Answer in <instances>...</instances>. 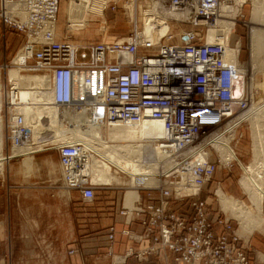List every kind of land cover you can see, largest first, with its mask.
Masks as SVG:
<instances>
[{
    "label": "built area",
    "instance_id": "1",
    "mask_svg": "<svg viewBox=\"0 0 264 264\" xmlns=\"http://www.w3.org/2000/svg\"><path fill=\"white\" fill-rule=\"evenodd\" d=\"M14 1L17 0H0V22L6 31L22 34L24 41L14 56L20 55L19 60L3 62L0 71L4 73L15 66L23 72L46 75L52 86V102L61 109L65 123L68 118L64 112L70 110L71 114L86 112L87 122L92 125L152 120L164 127L166 137L160 146L171 153L170 165L157 175V185L138 186L140 196L156 193L157 199L143 202L139 196L136 207L123 208V213H135L145 226L142 234L132 237L129 229H124L123 234L137 241L150 238L151 243L139 250L130 249L126 255L146 260L162 252L168 259L170 252L174 264H264V258L260 262L250 258L233 218L216 210L203 197L218 163L212 159L215 150L200 143L226 130L228 120L252 100L244 89L247 81L242 82L238 96L232 90L234 79L227 76L225 69L235 70L236 63L224 60V34L218 33L214 43L207 41L208 30L220 16L221 4L230 5L233 0H127L159 2L163 15L170 14L166 20L171 24L169 33L162 41L154 42L133 27L122 40L96 43L57 39L61 0H21L25 20L8 14V4ZM174 25L180 29H174ZM186 25L191 28L185 30ZM10 94L18 98V88L0 81V158L4 163L0 176L21 156L15 155L16 149L39 147L33 140L32 126L9 102ZM239 138L233 137L231 142ZM53 148L59 155L66 189L78 191L83 201L92 202L96 189L108 188L93 182L87 172L93 158L97 159V137L93 144L85 139H67ZM218 158L221 163L219 155ZM186 200H190V214L180 212L176 206ZM115 234L111 226L110 240L115 239Z\"/></svg>",
    "mask_w": 264,
    "mask_h": 264
},
{
    "label": "bare ground",
    "instance_id": "2",
    "mask_svg": "<svg viewBox=\"0 0 264 264\" xmlns=\"http://www.w3.org/2000/svg\"><path fill=\"white\" fill-rule=\"evenodd\" d=\"M246 1L247 0H233V4H221L220 16L216 20L215 26L208 30L207 41L209 43H214L218 33L224 34V42L227 44L224 60L227 64L236 63L235 70L231 68L225 69V71L229 70L235 75L232 90H234V94L238 96V93L241 92L240 90L243 89L242 82L244 81L245 84L247 81L244 89L248 90L252 100L245 109L239 111L228 120L225 126L226 130L204 138L200 144L209 145L214 149L219 154L221 163L227 164L228 166L233 161H237L238 164L242 166L245 175L241 183H243V187L248 192L252 204L259 210L260 214L263 215L264 104L258 105L255 109H253V107L257 105L255 94L260 92V87L255 85L256 75L262 73L264 70V0L255 1L256 3H254L253 6L254 10H252L249 36L250 42H248L250 43L251 57L247 67L241 66L243 64L240 61L242 46L240 45V41L236 43L232 42V36L235 33L237 25V16L243 14L242 8L246 4ZM99 3V0H70L66 9V14L69 19V28L72 30H81L87 26L89 24L88 17L86 16L87 13L103 16L106 4L99 5ZM126 6L133 8L130 13L131 20L135 23L134 27H137L135 30L144 38L159 42L163 40V36L169 33L171 24L166 20L170 14L167 12L168 16L163 15L160 11L159 2H149L146 7H141V25H139L138 20L137 3L129 2ZM7 12L10 15L20 16L22 20H25L27 17L24 3L21 0L9 3ZM171 15L173 14L171 13ZM56 34L57 39L62 40L59 38L58 34V22ZM67 39L72 42L70 36H67ZM19 57L20 55H18L16 59L14 57V62H17ZM10 67L4 72L6 73V79L4 80L2 75L3 72L0 71L1 84L10 82L11 85L18 88V98L10 94L8 100L12 104H15L14 111L23 115L26 124L32 126L33 140L38 143L39 146L37 149H27L25 147L16 149L15 155L22 156L29 153L34 154L37 150L46 149V144L52 143L53 145H58L60 142L66 141L67 139L76 140L73 139V137L70 138V135L79 136L76 138L85 139L88 144H93L94 137H97V159L93 158L87 169L93 182L103 185H106L104 183L111 184L114 180V176L111 174V165H113L132 174L133 182H135L134 188L137 190L140 183L145 186H155L158 184L159 179L157 175L161 173L162 169H167L171 155L169 151L164 150L160 146L161 139L166 137L164 127L160 122L151 120L140 124L97 123V125H92L87 122L89 118L87 117L88 115L85 114L86 112L80 111L71 114L70 110H66L64 113L68 118V122L65 123L61 120V109L52 102L53 92L48 77L44 74L23 72L18 67ZM12 79L17 80L18 84ZM255 115L259 116V118L253 119L254 122H261L263 130L258 131V124H256V132H254L253 140L254 158L250 164L246 165L237 156L235 149L231 145V140L233 137L236 138L237 130L243 122H245L247 118H251ZM45 117H47L48 120L44 121ZM119 126H125V128H120ZM50 128L55 131L57 129V137L63 138L64 135V138L52 141L56 137L55 131L53 130L49 131L51 132V134L49 133L50 135L47 134V137H44L45 131ZM240 134L243 135V133ZM226 136L232 138L229 140ZM108 137L111 141H123L125 143L111 144L105 142ZM134 141H141L144 143H131ZM154 145L156 147H154ZM207 152L210 153L209 150ZM2 165H4L3 158H0V166L2 167ZM152 167H155L153 171L151 170ZM141 173H144V175H141ZM92 175L95 176V178L97 177L99 182L101 181L104 183H98V181L94 180ZM222 189V187H219L215 191L218 196L221 210L229 217L238 221L239 235L242 236L241 234L248 232L247 230L249 229L250 232L255 229H263L264 231V218L258 219L243 201L237 200L233 195L228 196Z\"/></svg>",
    "mask_w": 264,
    "mask_h": 264
},
{
    "label": "crops",
    "instance_id": "3",
    "mask_svg": "<svg viewBox=\"0 0 264 264\" xmlns=\"http://www.w3.org/2000/svg\"><path fill=\"white\" fill-rule=\"evenodd\" d=\"M143 6H147V2L137 3L138 12ZM91 15L93 13L86 15L89 17L87 26L81 30H72L68 27L69 19L65 11V16L61 17L62 23L66 21V25L63 26V30L60 28L61 32L58 30L59 38L68 40L67 36H70L72 40L84 39L87 42L95 39L96 26L88 29L90 22L93 21ZM84 30H88L86 32L90 35L81 32ZM10 31L11 38L17 35L23 37L14 30ZM39 153L22 155L18 163H10L7 167L9 174H15L11 175L13 179L10 176L8 181L5 177L0 178V264H117L120 261H124L125 264H174L173 254L170 252L168 259L162 252L151 254L146 260L126 255L130 249L139 250L147 247L151 239L137 241L132 238L134 234L144 233L145 226L137 219L135 213H123V208H134L139 204L140 197L143 202L156 200V193L151 197H145V193L140 196L133 184L126 190L124 199L121 195L115 197L110 191L96 192L95 203L87 210L81 194L78 196L74 192H69L70 195L66 194L64 198L62 193L52 191L51 187L47 186L45 188L39 186L35 191L27 192L26 185L32 182L29 176L35 168L37 169V162L39 161L38 164L42 166L40 161H43L44 156ZM39 178L42 180V177ZM41 182L38 179L36 183ZM55 200H61V203L58 204ZM23 201L28 203L24 202L26 205H23ZM176 206L182 213L192 212L190 200L177 202ZM111 226L116 229L114 240L109 238ZM124 229H129L132 237L123 234ZM241 235L250 258L262 261L264 234Z\"/></svg>",
    "mask_w": 264,
    "mask_h": 264
},
{
    "label": "rangeland",
    "instance_id": "4",
    "mask_svg": "<svg viewBox=\"0 0 264 264\" xmlns=\"http://www.w3.org/2000/svg\"><path fill=\"white\" fill-rule=\"evenodd\" d=\"M69 1L70 0H61L60 17H59V25H58V30L60 32H61V29L63 30V28L66 25V21L64 24L62 23L61 15L65 16V11L67 9ZM99 1H100L99 5L106 4V8L104 9V15L103 16L98 15V14L91 15L90 18L93 19V21H91L90 22L91 25L88 26L89 30L94 25L96 26L95 31L97 32V37L95 39H92L91 41H88V42L85 41L84 39H77V40L73 39L72 40L73 43H82V42L83 43H85V42L91 43V42H96V41L97 42H100V41L111 42V41H114L117 39L119 40V39L125 38L132 33L135 23L131 20L130 13L132 12L133 8L130 6L129 7L126 6V5H128L127 0H122V1L115 0V2L113 0H99ZM253 1L247 0L246 4L242 8L243 14L237 16V25H236L235 33L232 36V42L233 43L240 41V45H242L241 46V53H240V61L243 64L241 66H245V67L248 66L247 64H248L249 59L251 57L250 43H248V42H250L249 36H250V29H251L250 25H251L252 13H253L252 10H254L253 6H254V3L257 2V0H253ZM143 7H146V6H143ZM137 9H138V7H137ZM88 14H90V13H87L86 15H88ZM141 16H142V13L140 14V12H138L139 25H141V21H142V18H140ZM88 19H89V17H88ZM68 27H69V25H68ZM185 27H186L185 30L191 28L190 25H186ZM174 29L179 30L180 27H177L174 25ZM86 31H88V30H84L81 32L89 34V32H86ZM10 32H11L10 30L6 31L4 28V25L2 23H0V64H2L3 62H9L10 60H12L14 58L18 48L21 46V43L23 42L24 36L22 34L21 35L23 37H20L17 35L14 38H11L12 34H10ZM72 32H77V31H72ZM91 32H93V31H91ZM81 34H83V33H81ZM62 36L63 37L65 36V32L63 33ZM115 36L116 37L118 36V37L116 38ZM60 39H62V38H60ZM177 41H178V39H176L172 42H177ZM15 59H16V57H15ZM10 68H16V67L12 66ZM249 73H250V71H249ZM32 74H40V73H32ZM2 75H3V80L6 79V73H2ZM9 77H10V74H9ZM13 81H15V83L18 84L17 80H13ZM255 82H256L255 85L256 86L258 85L260 87V89H259L260 92L258 94L257 93L255 94V100L257 102V105H254L253 109L257 108L258 105L264 104V70L262 71V73H258L256 75V81ZM261 82H262V84H261ZM258 118H259V116H257V115H255L251 118H247L245 120V122H243V124L237 130L236 139L239 138L240 133H243V137L239 138L238 142L235 141V142L231 143V145L235 149L239 159L242 160V162H244V164H246V165L250 164L254 158V141L253 140H254V132H256V124H258V127H257L258 131L263 130L261 122L259 123L257 120H256L257 122H254V120H253V119H258ZM75 123H77V122H75ZM75 123H74V125H75ZM119 127L125 128V126H123V127L119 126ZM231 128H232V126H231ZM50 130H53V129L50 128V129L46 130L44 137H47V134L48 135L51 134V132H49ZM53 131H55V130H53ZM55 136H56L55 139H53L52 141H57V140L64 138V135H63V138L62 137L59 138V136L57 137V129L55 131ZM69 137L70 138L73 137V139H76V140L79 139V138H76V137H79L76 135L75 136L70 135ZM226 137L229 138V140L232 138V137L230 138L229 136H226ZM105 142H109L111 144H124L125 143L123 141H111L109 139V137L106 139ZM131 143H144V142L134 141ZM53 146L54 145L52 143H50L47 145L46 149L43 150V152L39 153V154L44 156L43 161H40L42 166L40 164H38L39 159L36 160V161H38L37 165H36L37 169L35 168V171L33 173H31V175L29 176V179H31L30 181H32V182H30L29 184L26 185V186H28L27 192L35 191L36 190L35 188H37L39 186H41L42 188H45L47 186V187H51L52 191H57V192L62 193L64 198L66 197V194L70 195L69 192H71V193L74 192L75 194H77L79 196L80 193L78 191L68 190L61 183L62 182V173H61V168H60L59 159H58V152L56 149L53 148ZM154 147H156V146L154 145ZM218 155L219 154L217 152H215V151L212 152V159L218 163V167H217V171L215 173L213 181L205 188L204 193H203V197H205L209 202H211L216 210L220 211L221 207H220L218 197L215 195V191L219 187H222L223 188L222 190L224 192H226L228 196L233 195L237 200L243 201L258 219H260L262 217L264 218V212H262L263 215H261L259 210L256 209V207L252 204V201L250 199L248 192L243 187V183H241L242 178L245 175L244 169L242 168V166L240 164H238L237 161H233L232 162L233 164L231 165V167L227 168V164L218 162V160H219ZM36 156H38V155H36ZM19 160H21V157L13 160L11 163H14V162L18 163ZM96 166H97V164H96ZM154 169H155V167H152L151 170L153 171ZM140 172H142V171H140ZM91 174H93V173H91ZM111 174L114 176V180L111 183L113 185L107 186L110 189L98 188V189H96V192L97 193H103L104 191H110L111 193L115 194V197L121 195L122 198L124 199L125 192L130 187V184L134 185V183H135V182H133L132 174L127 173V172H125V171H123V170H121V169H119L113 165H111ZM11 175L15 176V174H13V173L9 174L8 167H6L4 175L3 176L1 175L0 178L5 177L6 181H8V178H9V176L11 177ZM141 175H144V173H141ZM39 177H42V180ZM93 177H94L95 181H98V183L101 182V181L99 182V180H97V177L96 178H95V176H93ZM38 179L40 181H42L40 184L36 183L38 181ZM101 183H104V182H101ZM104 184H107V183H104ZM24 200H28V199H24ZM263 200H264V198H263ZM24 202L28 203V201H23V205H26V204H24ZM55 202L59 204V203H61V200H55ZM82 202L85 204V207L87 208V210H89L90 208H92V205L95 203V200L92 202H85L82 200ZM221 211H223V210H221ZM263 211H264V203H263ZM226 216L229 217L227 214H226ZM70 223L71 224L73 223L72 218L70 220ZM233 224L235 225V227L238 230L239 229V223L234 218H233ZM249 230H247L248 232H244L242 234H244L245 236L256 235L257 233L264 234L263 229H255L252 232H250ZM262 237L264 239V236H262ZM46 264H48V263H46Z\"/></svg>",
    "mask_w": 264,
    "mask_h": 264
},
{
    "label": "clouds",
    "instance_id": "5",
    "mask_svg": "<svg viewBox=\"0 0 264 264\" xmlns=\"http://www.w3.org/2000/svg\"><path fill=\"white\" fill-rule=\"evenodd\" d=\"M225 72H226V74H227V76H228L229 78H231V79H234V78H235L234 75L231 73V71L227 70V71H225Z\"/></svg>",
    "mask_w": 264,
    "mask_h": 264
}]
</instances>
